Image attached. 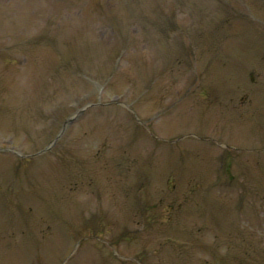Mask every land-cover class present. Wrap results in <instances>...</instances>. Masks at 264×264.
I'll return each mask as SVG.
<instances>
[{"label": "rangeland", "instance_id": "obj_1", "mask_svg": "<svg viewBox=\"0 0 264 264\" xmlns=\"http://www.w3.org/2000/svg\"><path fill=\"white\" fill-rule=\"evenodd\" d=\"M0 264H264V0H0Z\"/></svg>", "mask_w": 264, "mask_h": 264}, {"label": "water", "instance_id": "obj_2", "mask_svg": "<svg viewBox=\"0 0 264 264\" xmlns=\"http://www.w3.org/2000/svg\"><path fill=\"white\" fill-rule=\"evenodd\" d=\"M82 112V111H81ZM81 112H79L78 114H80ZM76 117V116H75ZM74 117V118H75ZM73 120L74 119H70V120H68L66 123H65V125H64V128H63V131L61 132V134L57 137V139L53 142V143H51V145L44 151V152H46L47 150H50L55 144H56V142L60 139V137L62 136V134L64 133V131H65V129H66V127L69 125V124H71L72 122H73Z\"/></svg>", "mask_w": 264, "mask_h": 264}, {"label": "flooded vegetation", "instance_id": "obj_3", "mask_svg": "<svg viewBox=\"0 0 264 264\" xmlns=\"http://www.w3.org/2000/svg\"><path fill=\"white\" fill-rule=\"evenodd\" d=\"M244 100V99H243ZM243 103V102H242Z\"/></svg>", "mask_w": 264, "mask_h": 264}]
</instances>
